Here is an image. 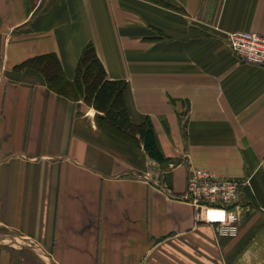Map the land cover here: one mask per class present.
I'll return each instance as SVG.
<instances>
[{"label":"crops","instance_id":"0c3cea01","mask_svg":"<svg viewBox=\"0 0 264 264\" xmlns=\"http://www.w3.org/2000/svg\"><path fill=\"white\" fill-rule=\"evenodd\" d=\"M232 31L264 36V0H0V264H264V66ZM88 43L164 162L20 66L72 81ZM194 169L248 179L236 235L184 199Z\"/></svg>","mask_w":264,"mask_h":264},{"label":"trees","instance_id":"16d2710c","mask_svg":"<svg viewBox=\"0 0 264 264\" xmlns=\"http://www.w3.org/2000/svg\"><path fill=\"white\" fill-rule=\"evenodd\" d=\"M20 66L39 71L48 87L55 92L71 98L82 97L103 114L100 122L107 121L115 129L133 137L138 134L147 155L156 162L165 161L155 144L151 123L147 120L137 125L130 121L124 99L126 82L106 77L92 43L83 48L72 81L63 78L59 60L52 53L30 58Z\"/></svg>","mask_w":264,"mask_h":264},{"label":"built area","instance_id":"2783aa9c","mask_svg":"<svg viewBox=\"0 0 264 264\" xmlns=\"http://www.w3.org/2000/svg\"><path fill=\"white\" fill-rule=\"evenodd\" d=\"M227 39L235 56L264 66V36L252 31H232ZM244 183L248 179L241 182L220 178L209 170L194 169L187 176L184 199L196 209L198 220L214 226L216 234L233 236L239 227L233 206Z\"/></svg>","mask_w":264,"mask_h":264},{"label":"rangeland","instance_id":"374dc122","mask_svg":"<svg viewBox=\"0 0 264 264\" xmlns=\"http://www.w3.org/2000/svg\"><path fill=\"white\" fill-rule=\"evenodd\" d=\"M229 33H230V32H229ZM227 34H228V33H227ZM227 34H225V40H226V42H227V44H228V46H229L228 39H227ZM104 123H106V125L109 124V123H107V121H104Z\"/></svg>","mask_w":264,"mask_h":264}]
</instances>
